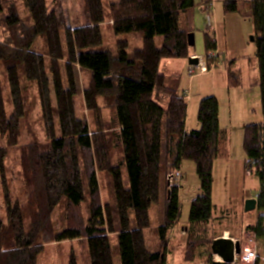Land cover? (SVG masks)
<instances>
[{"label": "trees", "instance_id": "trees-1", "mask_svg": "<svg viewBox=\"0 0 264 264\" xmlns=\"http://www.w3.org/2000/svg\"><path fill=\"white\" fill-rule=\"evenodd\" d=\"M221 1L225 14L240 11V0ZM52 4L0 0L5 33L0 40V133L8 146L18 148L20 161V194H15L5 169L8 150L0 147L5 206L0 264H38L44 245L58 242L65 231L79 232L86 264H167L170 232L182 214L180 186H170L167 174L184 161L195 164L200 184L185 227L184 261L211 256L213 170L216 160L228 155L229 132L220 125L214 95L201 98L199 128L186 131V95L168 85L161 72L163 60L191 57L189 14L196 1L111 0L105 6L103 0H84L85 23L75 28L58 11L60 3ZM246 5L255 28L258 80L253 85L260 88L263 121L245 126L243 148L249 171L260 181L257 209L264 212V0ZM106 21L112 47L104 43ZM121 35L128 37L118 39ZM38 38L44 53L32 50ZM132 38L141 46L131 47ZM204 46L210 62L217 43L208 31ZM82 73L88 75L85 83ZM227 73L229 87L242 84L240 71L230 66ZM28 83L36 88L46 139L33 133L20 144L29 111ZM77 98L91 122L77 115ZM100 173L107 178L106 201ZM247 229L261 246L254 264H264V214ZM68 264H80L74 249Z\"/></svg>", "mask_w": 264, "mask_h": 264}, {"label": "rangeland", "instance_id": "rangeland-1", "mask_svg": "<svg viewBox=\"0 0 264 264\" xmlns=\"http://www.w3.org/2000/svg\"><path fill=\"white\" fill-rule=\"evenodd\" d=\"M50 7L54 0H47ZM59 4L58 11L63 14L65 19H68L70 25L75 28L85 23V9L84 0H57ZM111 0H103L105 6L109 4ZM248 0H241L240 13H232L229 17L238 19L239 15L245 14V6ZM20 8L23 6L18 2ZM195 10V9H194ZM193 10V12H195ZM200 11L202 9H199ZM23 11V10H22ZM197 11V10H196ZM204 11H201V13ZM198 25L195 24L194 41L195 44L192 47V52L197 53L198 56L207 62L205 55L204 46V31H210L214 35L212 29L208 26H212V18L210 15V21L207 22V18L204 15L197 13ZM242 24L244 28L248 30L249 27L253 32L245 39L246 47L243 48L245 54L244 59H240L238 66L243 72V85L245 90L242 92L243 96H237L234 89H229L226 84V69L229 64V57H226V52L223 50L226 42L229 44L234 39L239 40L241 34V27L239 24L234 23L225 28L223 23H220L217 28V36L220 37L222 49L220 51V62L216 69L206 74H196L193 77L190 76L189 70L191 64L189 59L185 58H169L162 62L161 72L166 75L167 84L177 86V88L186 95L188 104V121L189 123H197L198 106L201 98L205 96L214 95L221 100L222 104V124L229 128L230 142H229V153L226 159L219 160L216 163L214 170V182H213V193L212 201L214 204V222L210 226L211 234L215 236V239L221 236H225V232L228 231V237L238 238L240 240L241 247L250 246L253 234L248 228L249 225H255L258 223L263 211L245 210V202L247 199L256 198L257 192L260 187L259 178L251 173L247 165V155L243 148V134L247 124L258 123L263 121V113L261 106V95L260 88L255 86V89L250 88L252 81L258 79V63L255 55L256 47L252 37L255 35V28L252 16H241ZM108 21L102 25V32L104 37L105 45L110 47L114 44V39L111 32L107 29ZM206 27H208L206 29ZM4 32L0 29V40L4 37ZM216 34V33H215ZM246 35V31L243 32ZM127 35H121L118 39H125ZM133 46H141L140 41L131 39ZM162 38L159 36L156 38V44H161ZM32 50L44 53L45 45L42 38H38L35 42ZM242 50V51H243ZM192 57H195L192 56ZM198 59V58H197ZM198 63V62H197ZM210 63V62H207ZM196 65V64H193ZM0 70L2 68L0 67ZM82 82H86L88 75L82 73ZM147 80V77H144ZM32 84V83H31ZM28 83V103L29 111L27 119L21 123V137L20 144H26L30 141L32 134L34 133L38 140L44 141L46 139L45 132L43 130V123L41 121V109L36 94L35 85ZM249 96V107L251 112L244 115L246 107H244V98ZM52 99L54 105H56V99L54 92H52ZM7 104L9 105V98L6 97ZM10 109V105L7 107ZM77 115H87L88 121H92L91 113L86 111L81 105V99H76ZM256 113H253L252 111ZM232 112V117L231 113ZM107 115L110 114L109 110H105ZM249 115V116H248ZM30 128V130H29ZM0 147H6L8 155L5 159L7 181H9L10 190L12 193L20 194V180L18 171L20 169L19 164V151L16 147H10L7 145V139L0 133ZM185 165L186 179L185 185L195 187L198 184V176L196 173L195 164L191 161H187ZM99 183L101 186L102 200L106 201L109 199V191L107 178L103 173L99 174ZM156 208L151 209V223L152 226L156 225L155 213ZM190 205L185 204L182 206V214L180 218V225L187 224L189 219ZM59 210L55 212L53 220H60ZM0 216L5 217V206L3 203V193L0 186ZM59 226V224H58ZM59 228V227H58ZM182 231V230H181ZM170 232L169 246L167 255V264H211L215 260V256L211 253V256L202 257L192 262L184 261L185 241L188 235V231L185 229V233ZM148 240L151 241L152 234L147 232ZM257 253H261V246L255 241ZM74 249L78 255L79 263L86 264L83 248L80 244V234L77 231H65L60 232V240L58 242H49L44 245L42 252L38 257V264H68V258L70 252ZM211 251V248H210ZM234 264H240L236 262Z\"/></svg>", "mask_w": 264, "mask_h": 264}, {"label": "crops", "instance_id": "crops-1", "mask_svg": "<svg viewBox=\"0 0 264 264\" xmlns=\"http://www.w3.org/2000/svg\"><path fill=\"white\" fill-rule=\"evenodd\" d=\"M195 1H196V6L190 11V14H189V21H190V24H191V28L193 29V32L195 31L194 30L195 29V24L198 25V22H199L198 19H196L197 15H198L197 13H200L202 15L203 12L201 13V11H204V14H203L204 17H206V15L208 13H210L211 14V18H212V26H208V27H209V29L213 30L214 36H215V39H216V43H217L216 51L211 53V54H214L217 57V65L210 72H212L214 69H216L217 66L219 65V62H220V51L222 49L221 44H223V43L221 42L220 37L217 36V32L216 31H217L218 25L220 23H223L226 29H227V27L229 25L234 24V23H237V24L240 25V27H241L240 39L239 40L234 39L233 42L230 43V44L228 42H226L225 46H223V48H224L223 50L226 52V57H229V64H228V67L226 69V84H227V87L229 89L228 94H230V92H231L230 89H234L235 90L234 92H235V94L237 96H243L242 92L245 90V86L243 85V72H242V69L238 66V64H239L240 59H244L246 57L245 54H243V53H245L243 48L246 47L245 39L247 38V36H249L253 32V30L251 29V27H249L248 30L244 28V25L242 24V20L243 19H242L241 16H251V11L249 9V6L248 5H244L245 6V14H243L241 16L239 15L238 19H236V18L229 17L230 14H225L224 8H223V3H222L221 0H195ZM240 4H241V0H240ZM199 9H202V10L200 11ZM193 10L195 12H193ZM238 13H240V11ZM208 27H206V29ZM244 31H246V35H243ZM205 32H207V31H204V33ZM208 32H210V31H208ZM190 52H191V56L198 55L197 53L192 52V47H191ZM255 55H256V52H255ZM230 66L234 70L240 71L241 79H242V84L240 86H237V87H229L228 86V73L227 72H228V68ZM257 80L252 81V84H255L257 82ZM248 86L250 88L255 89V86H251L250 83H249ZM248 98H249V96H247V95H246V97L241 98V99L244 100V107H246V111L244 112V115H247L248 113L251 112V109L249 107L250 101H249ZM218 100H219V103H220V113H219L220 125H221L222 128L228 130V132H229L230 131L229 128H227L226 126H223V124H222V104H221V100L219 98H218ZM252 112L256 113L254 110ZM230 114H231V117H232V115H233L232 112ZM185 128H186V131H190V130H194V129L199 128L198 119H197V123L195 121L192 122V123H189L188 116H187ZM229 139H230V132H229ZM229 142H230V140H229ZM228 153H229V146H228ZM223 159H226V158H223ZM219 160H222V159L216 160V162L214 164V170H215L216 163ZM186 162L187 161H184L182 163V167H181V170H182L183 175H184V177H183V179L181 181V184H180V188H179V200H180L181 206H183L185 204H189L190 205L192 200L200 193L199 181H198V184L195 187H191V186H186L185 185V181H184L186 179V169H185V167L189 166V165H185ZM214 170H213V174H214ZM186 225L187 224L180 225V223L178 222V224H176L171 229V232H176V234H177L179 230L180 231L182 230L181 233L183 234V233H185ZM225 233H226L225 236L228 237L229 232L226 231ZM233 239L237 240L238 238L234 237Z\"/></svg>", "mask_w": 264, "mask_h": 264}, {"label": "water", "instance_id": "water-1", "mask_svg": "<svg viewBox=\"0 0 264 264\" xmlns=\"http://www.w3.org/2000/svg\"><path fill=\"white\" fill-rule=\"evenodd\" d=\"M253 39V37H252ZM188 43L190 47H193L195 44L194 41V33H190L188 36ZM197 57H190V64H197ZM257 209V198L247 199L245 202V210H254ZM241 242L240 240H234L231 237L221 236L214 239L211 251L214 256L219 255L222 257L224 264H233L235 263V256L241 252ZM211 264H216V260H214Z\"/></svg>", "mask_w": 264, "mask_h": 264}, {"label": "built area", "instance_id": "built-area-1", "mask_svg": "<svg viewBox=\"0 0 264 264\" xmlns=\"http://www.w3.org/2000/svg\"><path fill=\"white\" fill-rule=\"evenodd\" d=\"M206 18L208 20L207 22H209L210 21L209 13L206 15ZM195 57L198 58V63L196 65L191 64V69L189 70L191 77H193L198 73L199 74L209 73L217 65V57L214 54L210 55L209 58L210 63H207L202 58V56L195 55ZM182 179H183V172L181 169L170 170L167 174V180L170 186H180ZM250 241H251L250 244H255L254 236ZM254 246L257 254L256 245ZM244 248L245 247H242L241 252L235 256V262H239L240 264H242V254Z\"/></svg>", "mask_w": 264, "mask_h": 264}, {"label": "clouds", "instance_id": "clouds-1", "mask_svg": "<svg viewBox=\"0 0 264 264\" xmlns=\"http://www.w3.org/2000/svg\"><path fill=\"white\" fill-rule=\"evenodd\" d=\"M257 258L254 244L245 247L242 254V264H254ZM216 264H224L222 257L219 255L215 256Z\"/></svg>", "mask_w": 264, "mask_h": 264}]
</instances>
